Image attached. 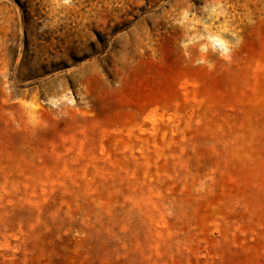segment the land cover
I'll use <instances>...</instances> for the list:
<instances>
[{
	"label": "rangeland",
	"instance_id": "374dc122",
	"mask_svg": "<svg viewBox=\"0 0 264 264\" xmlns=\"http://www.w3.org/2000/svg\"><path fill=\"white\" fill-rule=\"evenodd\" d=\"M0 264H264V0H0Z\"/></svg>",
	"mask_w": 264,
	"mask_h": 264
},
{
	"label": "clouds",
	"instance_id": "9594fccd",
	"mask_svg": "<svg viewBox=\"0 0 264 264\" xmlns=\"http://www.w3.org/2000/svg\"><path fill=\"white\" fill-rule=\"evenodd\" d=\"M65 3H68L69 0H64ZM209 40V45L205 46L202 45L201 49L203 51L207 50V47H212L213 51H217L219 50V53L221 55L222 58L227 59L229 52H230V47H229V43L227 40H225L224 38L220 37V36H209L207 38Z\"/></svg>",
	"mask_w": 264,
	"mask_h": 264
}]
</instances>
